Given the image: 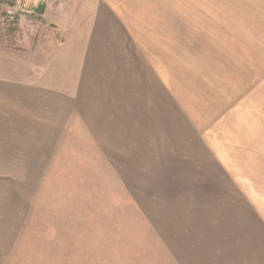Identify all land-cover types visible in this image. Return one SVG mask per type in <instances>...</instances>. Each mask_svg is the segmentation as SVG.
I'll return each mask as SVG.
<instances>
[{
    "label": "rangeland",
    "instance_id": "obj_1",
    "mask_svg": "<svg viewBox=\"0 0 264 264\" xmlns=\"http://www.w3.org/2000/svg\"><path fill=\"white\" fill-rule=\"evenodd\" d=\"M91 1L0 0V264H264V0Z\"/></svg>",
    "mask_w": 264,
    "mask_h": 264
},
{
    "label": "crops",
    "instance_id": "obj_2",
    "mask_svg": "<svg viewBox=\"0 0 264 264\" xmlns=\"http://www.w3.org/2000/svg\"><path fill=\"white\" fill-rule=\"evenodd\" d=\"M75 4L80 5L79 2ZM89 4L93 6L92 10L94 11V17L98 12H101L105 13V15H110V18H112V14H119V16L123 19V0H92ZM9 79L10 78H6L5 80L10 81ZM8 95L9 94L4 97H8ZM6 113H8V111H6L5 114ZM7 116L8 115L0 116V125H4L5 122H9L8 120H5Z\"/></svg>",
    "mask_w": 264,
    "mask_h": 264
}]
</instances>
